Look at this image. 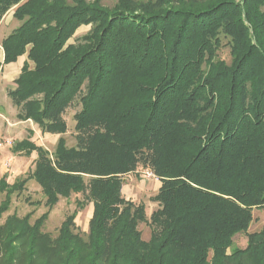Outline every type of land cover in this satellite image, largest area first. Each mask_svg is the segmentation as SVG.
<instances>
[{
  "label": "trees",
  "instance_id": "obj_1",
  "mask_svg": "<svg viewBox=\"0 0 264 264\" xmlns=\"http://www.w3.org/2000/svg\"><path fill=\"white\" fill-rule=\"evenodd\" d=\"M13 9L20 26L0 71L28 55L8 92L17 118L63 136L68 109H82L76 147L14 146L37 159L24 180L0 179V222L30 181L48 212L34 224V212L8 216L0 264H264V230L248 234L264 210V0H0V26ZM139 169L161 183L150 217L123 196ZM73 195L77 211L53 239L43 227ZM89 204L85 234L75 220ZM240 234L245 249L234 248Z\"/></svg>",
  "mask_w": 264,
  "mask_h": 264
},
{
  "label": "rangeland",
  "instance_id": "obj_2",
  "mask_svg": "<svg viewBox=\"0 0 264 264\" xmlns=\"http://www.w3.org/2000/svg\"><path fill=\"white\" fill-rule=\"evenodd\" d=\"M90 3L98 1L101 6L112 9L117 0H88ZM15 9L11 10L3 19L0 26V54H3L1 44L4 38L11 35L20 23L12 17ZM4 33V34H3ZM89 33V31H88ZM88 33L81 32L74 37L70 43H74L77 39L86 36ZM222 47L218 53V59L226 62L227 65L232 63L231 50L228 40L222 38ZM0 61H3L0 58ZM33 66L32 64H30ZM6 67L3 66L1 76L4 77ZM16 88L14 82H10L6 87H2L0 91V179L6 177L9 184H14L26 178L27 174L34 170L37 154L31 157H25L21 154L13 152L14 146L23 140L30 139L36 145L48 150L51 154L55 152L56 145L60 137L65 138L67 146L74 148L76 142V121L75 115L81 111V105L75 103L66 112L64 119L67 123V133L64 136L43 134L41 129L32 121H20L17 118L18 109L13 105L12 100L8 96V92ZM32 131V134L30 133ZM147 170L139 169L136 173L124 177L123 196L127 200L133 201L135 204L145 205L148 217L159 207L158 203L153 201L158 194L157 184L159 181L156 177L145 178ZM160 182V181H159ZM4 195L0 196V203L4 200ZM82 199L81 195H73L69 200L61 199L60 203L50 212L48 221L43 227V232L49 234L53 239L59 236V230L62 223L77 211L76 201ZM45 197L40 187L34 181L27 184L26 190L18 195L13 196L10 211L3 216L0 225L4 224L8 216L17 214L20 218H24L29 213L34 212L31 224L48 212L45 207ZM93 205L89 204L77 216L75 223L81 232H89V224L93 215ZM254 221L248 231V234L260 232L264 230V210H254ZM139 230L142 232V238L145 241L150 240L151 229L148 225H140ZM240 234L234 238V248L245 249L247 246V235ZM231 250H229L230 253Z\"/></svg>",
  "mask_w": 264,
  "mask_h": 264
},
{
  "label": "crops",
  "instance_id": "obj_3",
  "mask_svg": "<svg viewBox=\"0 0 264 264\" xmlns=\"http://www.w3.org/2000/svg\"><path fill=\"white\" fill-rule=\"evenodd\" d=\"M13 14H14V12L12 13V17H13ZM90 30H91V26H88V27L83 26L77 31V33L74 37H76L78 35V33H81V32L88 33V31L90 32ZM4 39H6V38H4ZM0 58L4 61V53L0 54ZM3 61H0V62H3ZM27 61H28V55L26 54V55L20 57L16 63H12L10 65L5 66L6 69H5L4 77L1 76L2 73L0 71V91H1L2 87L3 88L6 87L8 83L15 82L19 78V76L21 75L22 69H23V67ZM61 138H63V137H60V139ZM157 182H158L157 187L159 190V188L161 187V183L159 181H157Z\"/></svg>",
  "mask_w": 264,
  "mask_h": 264
},
{
  "label": "built area",
  "instance_id": "obj_4",
  "mask_svg": "<svg viewBox=\"0 0 264 264\" xmlns=\"http://www.w3.org/2000/svg\"><path fill=\"white\" fill-rule=\"evenodd\" d=\"M155 176H154V174L152 173V172H150V171H147L146 172V176H145V178H154Z\"/></svg>",
  "mask_w": 264,
  "mask_h": 264
}]
</instances>
